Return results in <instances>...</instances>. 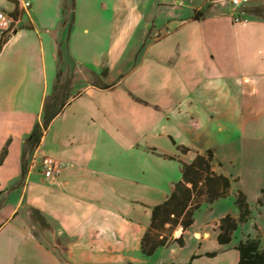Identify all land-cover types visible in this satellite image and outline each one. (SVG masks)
Listing matches in <instances>:
<instances>
[{"label": "crops", "instance_id": "crops-1", "mask_svg": "<svg viewBox=\"0 0 264 264\" xmlns=\"http://www.w3.org/2000/svg\"><path fill=\"white\" fill-rule=\"evenodd\" d=\"M0 10L14 20L0 30V151L10 141L0 264H149L141 238L182 163L206 150L218 160L213 143L264 118V0L238 12L227 0H0ZM240 12L247 21L235 23ZM64 61L83 82L107 70L111 86L70 96L22 175L23 139L68 75ZM43 157L60 164L50 178ZM236 245L208 258L218 242L201 243L187 264L235 257Z\"/></svg>", "mask_w": 264, "mask_h": 264}, {"label": "trees", "instance_id": "trees-1", "mask_svg": "<svg viewBox=\"0 0 264 264\" xmlns=\"http://www.w3.org/2000/svg\"><path fill=\"white\" fill-rule=\"evenodd\" d=\"M202 13H197L195 19L202 18ZM4 40L0 42V49ZM107 75L104 70L100 78L94 76L92 85L100 89H108L111 85L102 82ZM101 82V83H100ZM70 81L62 80L58 72L51 93L44 99L41 118L35 123L30 134L24 137L21 152V172L26 173L31 154L40 145L51 121L60 114L68 105ZM10 141H7L0 151V165L3 163ZM180 152H188L187 148L178 147ZM171 158V157H170ZM214 154L206 150L203 154H197L189 164L182 163V178L173 185V189L166 199L153 206L151 210L150 224L143 234L140 242L141 254L149 257L160 248L185 246L184 233L193 222L194 212L203 204H212L218 199L229 195L232 181L230 178L216 174L212 170ZM235 206L238 214L236 218L226 215L219 223L217 242L219 249L205 253L208 258H214L222 253L230 244L232 233L239 225L246 223L251 216L250 206L246 196L237 191L235 194ZM182 229V234L174 238L176 228ZM234 250L238 253L237 264H264V233L262 239L247 238L238 243ZM198 256H192L191 260Z\"/></svg>", "mask_w": 264, "mask_h": 264}, {"label": "rangeland", "instance_id": "rangeland-1", "mask_svg": "<svg viewBox=\"0 0 264 264\" xmlns=\"http://www.w3.org/2000/svg\"><path fill=\"white\" fill-rule=\"evenodd\" d=\"M64 62H66L64 68L68 75L65 74L66 77L61 79L70 81L69 96L74 97L86 82L93 80L88 78L83 82L82 77H75L69 72L72 69V64L68 61ZM247 131L248 133L244 135L237 131L229 134L233 140L229 145L220 146L213 143L216 147L215 153L218 160L214 157L212 169L215 168L221 175L232 181L229 195L212 204L203 203L194 212L192 226L184 233L185 246L183 248L177 246L167 249L160 248L153 256L146 258L149 264H187L189 255L196 251L201 243L208 246L217 244V235L213 230L215 224H218L216 228L218 230L223 217L226 215L237 217L238 211L234 203L237 191H241L246 196L251 216L246 223L239 225L232 233L231 242L238 244L247 238L262 239L264 233V118L260 121L250 122ZM234 213H237L235 217L232 216ZM194 231L200 233V238L193 236ZM204 231L210 233L209 240L203 241ZM172 247H174V251L170 250ZM232 253L235 257L228 256L227 260H219L210 264H235L238 253L236 251Z\"/></svg>", "mask_w": 264, "mask_h": 264}, {"label": "built area", "instance_id": "built-area-1", "mask_svg": "<svg viewBox=\"0 0 264 264\" xmlns=\"http://www.w3.org/2000/svg\"><path fill=\"white\" fill-rule=\"evenodd\" d=\"M249 0H227V2L230 4V6L235 10V11H240L241 7L248 3ZM25 6H29V2L25 3ZM233 21L235 23L238 22H244L247 21L242 17V12L237 13L236 16H234ZM14 20L12 17L7 14L4 11L0 10V30L1 31H8L11 29L13 26ZM60 168V164L53 158L51 157H43L41 160V170L43 172V175L45 178H50L56 173H58Z\"/></svg>", "mask_w": 264, "mask_h": 264}]
</instances>
